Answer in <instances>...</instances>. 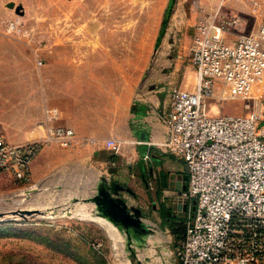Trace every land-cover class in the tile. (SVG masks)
Wrapping results in <instances>:
<instances>
[{
	"label": "crops",
	"instance_id": "1",
	"mask_svg": "<svg viewBox=\"0 0 264 264\" xmlns=\"http://www.w3.org/2000/svg\"><path fill=\"white\" fill-rule=\"evenodd\" d=\"M195 1L204 9L211 6L209 0H174L161 36L173 33L176 20L186 23L184 9L179 21L174 15L185 3L194 8ZM68 2L70 10L79 9V14L89 5V0ZM170 2L167 0L165 9ZM259 2L260 9L263 5ZM79 14L76 10L70 19ZM79 19L81 22L84 16ZM27 39L36 37L24 39L17 34L0 33V134L15 143L42 139L46 118L54 115L55 109L50 123L72 128L78 137L70 147L54 141L43 147L31 163L30 181L23 188L29 198L49 201L64 196L84 203L85 211L94 212L96 204L87 200L97 194L103 181L118 190L111 197L123 201L116 202L117 217L133 225L135 231L143 228L150 232L146 247H152L155 253L145 257V264H165L174 259V248L185 235V212L174 195L186 188L188 176L182 160L159 147L165 135L159 116L169 107L172 88H192L191 84H184L177 60L172 69L163 71L160 80H149L145 88L137 91L135 79L111 78V64L42 65L41 59L35 64H22L10 42ZM110 45L107 53L112 55L113 42ZM8 48L15 53L11 58ZM85 51L91 55L89 48ZM9 72L14 75L9 77ZM258 90L264 106V83ZM171 246L172 256L165 258L162 251Z\"/></svg>",
	"mask_w": 264,
	"mask_h": 264
},
{
	"label": "built area",
	"instance_id": "2",
	"mask_svg": "<svg viewBox=\"0 0 264 264\" xmlns=\"http://www.w3.org/2000/svg\"><path fill=\"white\" fill-rule=\"evenodd\" d=\"M225 1L199 16L190 45L194 85L172 88L159 116L165 127L159 147L182 160L188 176L186 188L174 195L185 205V235L172 264H264V106L251 95L264 83V23L235 34L244 19L219 14ZM235 99L246 113L215 110L213 102ZM53 112L42 139L15 143L0 134L3 185L24 188L46 144L70 147L78 138L72 128L50 123Z\"/></svg>",
	"mask_w": 264,
	"mask_h": 264
},
{
	"label": "rangeland",
	"instance_id": "3",
	"mask_svg": "<svg viewBox=\"0 0 264 264\" xmlns=\"http://www.w3.org/2000/svg\"><path fill=\"white\" fill-rule=\"evenodd\" d=\"M68 1L0 0V33L17 34L24 39L36 37V40L10 42L12 48L17 49L19 62L35 64L41 59L42 65L111 64V78L135 79L137 91L145 88L149 80H160L163 71L175 66V60L181 67L184 84L194 85L195 73L190 63L194 28L199 15L212 14L220 2L215 7L217 0H209V9L202 8L196 1L194 8L185 3L174 16L179 21L184 9L186 23L176 20L173 33L163 34L159 39L167 0H89L88 8L80 14L79 9L70 10ZM258 1L263 5L260 9L245 0H226L219 14L241 16L244 25L235 34L250 33L259 23H264V0ZM9 2H14L22 12L8 7ZM76 10L79 15L70 19ZM80 16H84L81 22ZM10 23L13 28L9 27ZM111 42L112 55L107 53ZM86 48L90 56L86 55ZM7 55L11 58L15 53L8 48ZM13 75L8 73L9 77ZM258 94V89L251 93L257 98ZM213 105L220 113L248 111L238 99L213 102ZM3 184L0 180V213L5 214L0 219V264H138L136 259L131 263L128 258L125 234L106 219L94 218L93 210H84V203L64 196L49 201L40 197L31 199L23 188ZM19 209H30L33 213L26 217L12 214ZM36 210L39 211L34 212ZM172 247L162 251L165 258L172 256ZM137 253L141 264H145V257L155 252L152 247H145L137 248ZM172 262L173 259H168L165 264Z\"/></svg>",
	"mask_w": 264,
	"mask_h": 264
},
{
	"label": "water",
	"instance_id": "4",
	"mask_svg": "<svg viewBox=\"0 0 264 264\" xmlns=\"http://www.w3.org/2000/svg\"><path fill=\"white\" fill-rule=\"evenodd\" d=\"M8 7L16 8V12L21 13L20 7H15L14 2H9ZM117 194L118 190L113 189L112 187L106 186L102 181L97 188V194L87 201H92L96 204L94 215L97 217H101L106 219L110 223H112L121 234H125V245L126 249L129 252L128 258L132 263L134 259H136L138 264H141L140 260L137 257V248L142 249L146 247V240L148 235L150 234L149 231H145L142 228V231H135L133 225L131 226L126 220L119 219L117 217L118 211L115 210L117 204H123V201L120 199H114L111 197V194ZM122 208V207H121ZM181 208V205H180ZM182 209L185 210V205H182ZM37 212V211H34ZM33 211L28 209H19L17 211H13L12 214H18L22 217H26L29 214H32ZM5 214L0 213V218L3 217ZM132 221L138 223L137 219L132 218ZM139 224V223H138Z\"/></svg>",
	"mask_w": 264,
	"mask_h": 264
},
{
	"label": "trees",
	"instance_id": "5",
	"mask_svg": "<svg viewBox=\"0 0 264 264\" xmlns=\"http://www.w3.org/2000/svg\"><path fill=\"white\" fill-rule=\"evenodd\" d=\"M173 4H174V0H171V2L169 3L168 7L165 9V14L163 16V19H162V22H161V26H160V32L158 34V38L159 39L161 37L162 31L164 30V28H165V26L167 24V20H168V17L170 15V12L172 10Z\"/></svg>",
	"mask_w": 264,
	"mask_h": 264
},
{
	"label": "bare ground",
	"instance_id": "6",
	"mask_svg": "<svg viewBox=\"0 0 264 264\" xmlns=\"http://www.w3.org/2000/svg\"><path fill=\"white\" fill-rule=\"evenodd\" d=\"M84 210H85V209H84ZM84 212H85V211H84ZM93 213H94V212H93ZM6 215H7V214H6ZM87 215H88V214H87ZM92 215H93V214H92ZM93 217H94V218H97V219H101V220L103 219V218H101V217H97V216H93ZM1 218H2V217H1ZM1 218H0V219H1ZM101 220H100V221H101ZM103 220H104V219H103Z\"/></svg>",
	"mask_w": 264,
	"mask_h": 264
},
{
	"label": "flooded vegetation",
	"instance_id": "7",
	"mask_svg": "<svg viewBox=\"0 0 264 264\" xmlns=\"http://www.w3.org/2000/svg\"><path fill=\"white\" fill-rule=\"evenodd\" d=\"M119 217H121V216H119Z\"/></svg>",
	"mask_w": 264,
	"mask_h": 264
}]
</instances>
